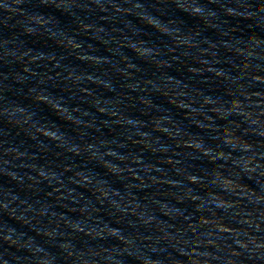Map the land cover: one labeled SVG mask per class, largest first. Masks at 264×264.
Instances as JSON below:
<instances>
[{"label":"water","instance_id":"95a60500","mask_svg":"<svg viewBox=\"0 0 264 264\" xmlns=\"http://www.w3.org/2000/svg\"><path fill=\"white\" fill-rule=\"evenodd\" d=\"M0 264H264V0H0Z\"/></svg>","mask_w":264,"mask_h":264}]
</instances>
